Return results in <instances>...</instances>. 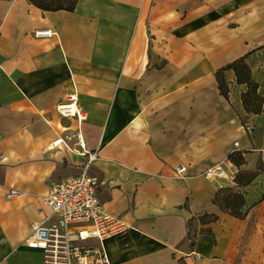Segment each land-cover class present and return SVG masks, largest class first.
I'll use <instances>...</instances> for the list:
<instances>
[{
    "label": "crops",
    "instance_id": "obj_1",
    "mask_svg": "<svg viewBox=\"0 0 264 264\" xmlns=\"http://www.w3.org/2000/svg\"><path fill=\"white\" fill-rule=\"evenodd\" d=\"M243 55L264 98V0H0V264H44L31 224L50 214V181L85 160L78 131L100 201L131 224L104 241L111 264H264L263 170L238 188L244 218L213 202L234 181L203 176L235 150L254 170L263 150L264 104L246 113L233 70L228 99L215 78ZM73 92L81 123L56 111Z\"/></svg>",
    "mask_w": 264,
    "mask_h": 264
},
{
    "label": "built area",
    "instance_id": "obj_2",
    "mask_svg": "<svg viewBox=\"0 0 264 264\" xmlns=\"http://www.w3.org/2000/svg\"><path fill=\"white\" fill-rule=\"evenodd\" d=\"M34 34L51 36L56 33L51 29H39ZM56 111L65 117H74L78 123L86 117L77 105L74 92L57 103ZM76 138L77 151L85 160L79 171L50 181L48 191L42 197L50 208V214L31 224L29 236L42 250L44 264H111L104 241L110 238L122 241L131 224L104 208L98 196L100 180L90 172L97 153L85 147L79 131ZM59 142L62 139L54 140L49 148ZM182 169H177V172ZM237 172L238 168L227 161L205 168L203 176L234 181ZM19 192L17 188L10 187L4 197L12 198ZM121 243L127 245L128 242Z\"/></svg>",
    "mask_w": 264,
    "mask_h": 264
},
{
    "label": "trees",
    "instance_id": "obj_3",
    "mask_svg": "<svg viewBox=\"0 0 264 264\" xmlns=\"http://www.w3.org/2000/svg\"><path fill=\"white\" fill-rule=\"evenodd\" d=\"M30 2L42 10L62 9L73 11L78 0H30ZM245 57L246 55L238 57L217 69L215 78L220 94L228 99L230 87L225 81L223 73L227 69L233 70L236 82L238 84H245L247 87L246 91L241 93V103L245 112L248 114H259L263 109L264 98L258 90V83L251 78L250 68L245 61ZM228 159L238 167L234 180L235 185L220 187L214 194L213 202L221 211L227 212L237 218H244L247 212L245 208L246 199L244 193L238 188L250 184L261 169L259 167L254 170L239 168L245 164V158L240 150L230 152ZM216 218L215 214H203L199 217V220L208 223Z\"/></svg>",
    "mask_w": 264,
    "mask_h": 264
},
{
    "label": "rangeland",
    "instance_id": "obj_4",
    "mask_svg": "<svg viewBox=\"0 0 264 264\" xmlns=\"http://www.w3.org/2000/svg\"><path fill=\"white\" fill-rule=\"evenodd\" d=\"M255 167H256V168L259 167L261 170H263V168H264V148H263V150L260 152V154H257V156H256V165H255ZM256 168H255V169H256ZM261 170H260V171H261ZM260 171H258V173H260ZM250 194L254 195L255 192H254V191H250ZM259 196L264 197V191H262V192L259 194ZM191 224H192V223H191ZM192 228H193V226H192Z\"/></svg>",
    "mask_w": 264,
    "mask_h": 264
}]
</instances>
